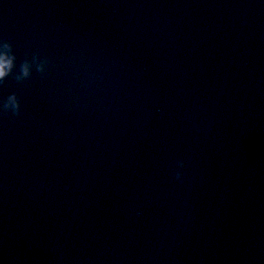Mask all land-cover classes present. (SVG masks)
I'll return each mask as SVG.
<instances>
[{"label": "water", "instance_id": "95a60500", "mask_svg": "<svg viewBox=\"0 0 264 264\" xmlns=\"http://www.w3.org/2000/svg\"><path fill=\"white\" fill-rule=\"evenodd\" d=\"M0 39L49 61L0 87V264H264V0H0Z\"/></svg>", "mask_w": 264, "mask_h": 264}, {"label": "clouds", "instance_id": "9594fccd", "mask_svg": "<svg viewBox=\"0 0 264 264\" xmlns=\"http://www.w3.org/2000/svg\"><path fill=\"white\" fill-rule=\"evenodd\" d=\"M49 66L47 58H42L39 54H33L30 58H25L17 69V57L12 45L4 39H0V87H3L9 77H13L17 83H23L33 76V70L40 76H45ZM21 99L12 92L7 96L0 95V114H11L19 116L21 114ZM173 169L174 177L177 181L184 179L185 161L177 159Z\"/></svg>", "mask_w": 264, "mask_h": 264}]
</instances>
